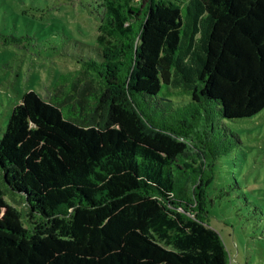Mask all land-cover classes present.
<instances>
[{
    "label": "trees",
    "instance_id": "1",
    "mask_svg": "<svg viewBox=\"0 0 264 264\" xmlns=\"http://www.w3.org/2000/svg\"><path fill=\"white\" fill-rule=\"evenodd\" d=\"M86 1L110 38L0 135V264H229L209 109L264 108V0Z\"/></svg>",
    "mask_w": 264,
    "mask_h": 264
},
{
    "label": "rangeland",
    "instance_id": "2",
    "mask_svg": "<svg viewBox=\"0 0 264 264\" xmlns=\"http://www.w3.org/2000/svg\"><path fill=\"white\" fill-rule=\"evenodd\" d=\"M109 38L86 0H0V135L25 91L49 99L58 74L76 69L96 40ZM210 106L220 153L209 193L225 191L210 206V225L226 245L229 264H264V239L240 203L247 198L264 207V108L230 120ZM9 200L27 211L22 200Z\"/></svg>",
    "mask_w": 264,
    "mask_h": 264
},
{
    "label": "water",
    "instance_id": "3",
    "mask_svg": "<svg viewBox=\"0 0 264 264\" xmlns=\"http://www.w3.org/2000/svg\"><path fill=\"white\" fill-rule=\"evenodd\" d=\"M27 205V204H26Z\"/></svg>",
    "mask_w": 264,
    "mask_h": 264
}]
</instances>
